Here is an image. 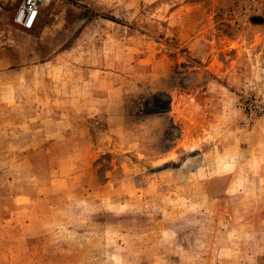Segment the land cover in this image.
<instances>
[{
    "label": "rangeland",
    "instance_id": "374dc122",
    "mask_svg": "<svg viewBox=\"0 0 264 264\" xmlns=\"http://www.w3.org/2000/svg\"><path fill=\"white\" fill-rule=\"evenodd\" d=\"M0 0V264H264V0Z\"/></svg>",
    "mask_w": 264,
    "mask_h": 264
},
{
    "label": "built area",
    "instance_id": "2783aa9c",
    "mask_svg": "<svg viewBox=\"0 0 264 264\" xmlns=\"http://www.w3.org/2000/svg\"><path fill=\"white\" fill-rule=\"evenodd\" d=\"M49 0H22L17 7L13 20L23 29L33 28L39 15L40 7Z\"/></svg>",
    "mask_w": 264,
    "mask_h": 264
},
{
    "label": "crops",
    "instance_id": "0c3cea01",
    "mask_svg": "<svg viewBox=\"0 0 264 264\" xmlns=\"http://www.w3.org/2000/svg\"><path fill=\"white\" fill-rule=\"evenodd\" d=\"M50 1H51V0H49L47 3H49ZM21 2H22V0H21ZM21 2H20V3H21ZM20 3L18 4V6L20 5ZM47 3L43 4V5L40 7L39 15H38V17H37V20H36V22H35L33 28L29 29V31H32V32H36L37 30H40V31H41V30H44V29H46V28L48 27V25H47V23H46V19H45L43 13H42V9L45 7V5H46ZM18 6H17V7H18ZM17 7H14V9L11 11V17H12V20H13V17H14V14H15V12H16ZM13 21H14V20H13ZM25 30H27V29H25Z\"/></svg>",
    "mask_w": 264,
    "mask_h": 264
}]
</instances>
